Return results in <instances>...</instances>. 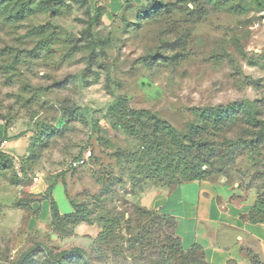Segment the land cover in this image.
<instances>
[{
    "label": "rangeland",
    "instance_id": "374dc122",
    "mask_svg": "<svg viewBox=\"0 0 264 264\" xmlns=\"http://www.w3.org/2000/svg\"><path fill=\"white\" fill-rule=\"evenodd\" d=\"M258 9L252 0H148L134 7L133 18H120L107 13L105 0H0V119L32 139L30 153L0 172V196L13 183L21 185L18 200L40 201L47 180L60 178L66 191L55 188V203L64 213L70 201L84 211L79 225L101 232V219L116 218L126 240L143 235L142 246L123 254L93 240L84 249L95 262H156L145 258L149 239L159 234L169 244L173 231L167 221L155 225L137 211L147 210V196L168 191L169 179L156 175L150 182V173L136 170L125 155L149 141L161 144V136L140 124L137 135L129 134L128 118L111 109L125 97V107L151 113L180 138L198 125V110L236 102L264 121V14ZM255 131L243 115L220 132L210 129L204 138L221 152L202 169L255 190V206L264 213L261 156L232 145L253 139ZM86 151L88 162L74 168ZM4 211L0 204V264H16L36 243L58 252L80 243L64 236L70 226L45 221L37 229L26 220L3 229ZM39 211L28 209V217L38 220ZM41 260L35 256L34 264Z\"/></svg>",
    "mask_w": 264,
    "mask_h": 264
},
{
    "label": "trees",
    "instance_id": "16d2710c",
    "mask_svg": "<svg viewBox=\"0 0 264 264\" xmlns=\"http://www.w3.org/2000/svg\"><path fill=\"white\" fill-rule=\"evenodd\" d=\"M95 10V18L97 21L102 9L98 7ZM127 102L128 100L125 97H118L115 105L111 109L115 114L128 118L125 130L131 135H137V125L140 124L142 126H149L152 133H158L161 136V144L157 145L155 142L149 141L148 143H144L140 150L125 155V159L130 164L135 165L136 170L150 173V182L156 175L160 178L163 176L169 179L165 185L169 189H172L179 184L199 181L211 176L209 172L202 168L204 166H210L209 164L215 158L219 157L221 151L217 149L220 145H215L214 142L206 140L204 134H208L210 129L214 132H220L228 123L239 120L240 115L247 118L248 124L256 130V133L253 139L239 140L232 145L235 148L244 146L251 152H258L260 154V174L264 178V121L258 118L256 114L254 115L251 109H247V106L243 102L222 106L216 110H198L196 112L198 125L191 127L188 134L183 138L177 136L175 129L171 125L158 120L151 113L128 109L125 107ZM5 125L6 127L9 126L6 122ZM31 144L32 139L29 153ZM9 166H13V159L7 154L0 152V172L8 170ZM54 180L56 182L58 179L54 178ZM53 188L54 184L50 185L42 198L48 199V196H51ZM33 202L35 200L20 199L14 204V207L17 209H29L30 204ZM49 203L51 215L50 225L53 228L58 224L63 228L70 226L71 230L64 235L66 237L72 236L74 232L73 228L87 218L84 211H81L72 201L70 203L74 212L63 216L59 213L57 205L52 198H49ZM255 205L248 215V220L252 223H261L264 225V213L259 211ZM261 205H264V193L263 199H261ZM137 213L149 219L153 218L152 224L155 225L158 223L160 226L163 221H167L166 225L173 231L174 240H172V243H164L159 234H155L149 239L145 258L149 260L153 257L157 260L151 264H207L204 253L198 246H194L186 251L182 249L180 241L175 235V223L172 218L150 210L144 211L138 209ZM155 221L157 223H154ZM99 223L101 232L94 239L96 246H103L123 254L127 252L128 248L134 252L140 243V239L143 242L141 238L143 235L141 233L126 240L120 228L119 219H101ZM140 245L142 246L143 243ZM39 254H42L40 264H98L82 247L74 246L68 250L58 252L42 243H36L27 251L23 252L19 256L16 264H34V257ZM252 261H254V264H261L255 257L252 258Z\"/></svg>",
    "mask_w": 264,
    "mask_h": 264
},
{
    "label": "crops",
    "instance_id": "0c3cea01",
    "mask_svg": "<svg viewBox=\"0 0 264 264\" xmlns=\"http://www.w3.org/2000/svg\"><path fill=\"white\" fill-rule=\"evenodd\" d=\"M147 1L105 0V4L107 13L120 18H133L134 7ZM252 1L259 8V14H264V0ZM30 135L18 133L13 127H6L5 121L0 119V152L10 156L14 163L18 162L29 154ZM52 184L54 188L48 199L35 201L29 206L33 211L40 210L38 220H35L33 216L28 217V209L13 207L18 200L17 196L20 195L17 188L21 185L7 183L9 192L0 196V204L5 206L3 221L1 220L2 228L8 230V227L12 228L14 224L19 228L25 220L29 229H37L36 224L41 226L42 221H45V226L50 225L49 198L54 200L55 188L63 186L60 178L56 182L52 178L47 180L43 192ZM256 200L255 190L242 188L225 175L213 174L203 180L179 184L168 191L155 192L142 200V206L172 218L175 223V235L182 249L186 251L198 246L203 251L207 264H251L253 257L264 264V225L248 220ZM69 204L68 213L60 211L57 206L62 216L74 212L70 202ZM99 233V228L94 225H87L86 228L78 225L72 237L78 242L80 240V243L73 245L85 248Z\"/></svg>",
    "mask_w": 264,
    "mask_h": 264
},
{
    "label": "built area",
    "instance_id": "2783aa9c",
    "mask_svg": "<svg viewBox=\"0 0 264 264\" xmlns=\"http://www.w3.org/2000/svg\"><path fill=\"white\" fill-rule=\"evenodd\" d=\"M5 143L6 142L4 141L3 144H5ZM90 157H91V151H86L84 153V155H82L81 158H79V159H77V160H75L73 162L72 166L74 168L82 167V166H84L88 162V160H89Z\"/></svg>",
    "mask_w": 264,
    "mask_h": 264
}]
</instances>
